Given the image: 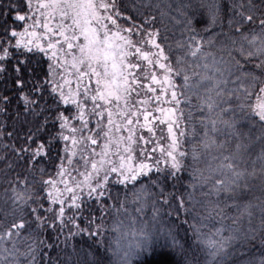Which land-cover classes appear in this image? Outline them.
Here are the masks:
<instances>
[{
    "label": "snow or ice",
    "instance_id": "6c2138e0",
    "mask_svg": "<svg viewBox=\"0 0 264 264\" xmlns=\"http://www.w3.org/2000/svg\"><path fill=\"white\" fill-rule=\"evenodd\" d=\"M175 2L179 18L168 11L173 8V0H0V72L7 71L6 62L16 59L15 84L25 100V115L31 116V121H25L31 126L22 146L4 145L5 149L11 147L17 163L29 166L27 174L17 176L21 188L29 186L28 177H35L36 171L44 177L46 169L41 165L45 157L51 156L55 143L63 141L64 145V156H57L61 160L56 172L60 180L51 175L42 178L41 195L35 201L23 193L14 195V204L29 208L31 219H20L0 231V264H21V257L29 256L28 264H37L38 245L56 252L55 260L48 258L49 264H57L61 257L62 264H113L108 252L112 258L119 256L120 264H133L143 251L159 254L154 264H195L190 256L188 229H184V236L177 231L188 220L165 227L162 218L175 211L179 219L182 210L195 221L189 228L196 235L200 233L198 224L227 219L225 210L229 207L242 209L241 216L249 218L248 226L232 227L227 236L222 234L223 226L217 228L219 239L206 241L212 249L211 257H219L220 264L229 256L235 257L237 264H264V13H259L257 24L254 17L259 6L253 0H233L225 31L221 0ZM154 11L159 12L162 28L156 27ZM57 14L62 22L52 29L47 21ZM166 19L172 27L180 26L175 47L168 42L171 28L164 23ZM66 20L71 23H64ZM248 24L254 26L251 34L242 31ZM196 25L202 27L197 29ZM37 26L50 33L47 48L36 44L39 53L49 58L47 70L38 67L44 60L32 65L37 53L30 45L35 41L26 39L37 36L36 31H30ZM81 36L86 43H78ZM221 36L225 39L219 40ZM65 45L69 52L78 49L80 53L71 57L70 67L78 78L75 91L71 87L65 90L71 81L62 75L64 65L58 55ZM21 48L26 51H18ZM93 78L95 88L90 89ZM29 82L30 90L24 94ZM142 95L152 97L147 103L153 106L161 105L163 96L164 103L171 106H160L155 112L136 108L133 97ZM2 100L9 102L8 97ZM181 105L188 108L187 119ZM196 112L202 115L189 131V121ZM141 117L142 128L149 133L154 131V120L166 126L171 143L160 149L162 159L153 148L151 155L144 151L137 165L129 161L134 159L132 125L140 124ZM181 120H185L184 130L178 131ZM197 124L202 131H197ZM124 126L128 135L115 138ZM50 128L57 129L55 135ZM66 131L68 134H64ZM0 135L11 139L13 134L0 129ZM180 137H184L183 142ZM101 138L103 144L99 143ZM121 143L125 145L122 150ZM149 143L144 140L145 145ZM255 144L260 145V151L249 165L246 154ZM77 152L84 161V171L74 168V178L64 164L70 163ZM7 160V155L0 157V162ZM182 173L189 176V190L177 196L168 189L182 183ZM245 196L252 199L244 200ZM129 202L137 205L136 212L141 216L150 205L152 214L150 219H142L138 233L133 231L134 242L126 249L117 244L113 251L112 242L105 245L110 232L126 228V220L137 223L136 217L125 215ZM253 208L260 213L255 226ZM33 224L36 238L27 252L20 253L15 238ZM43 233H49L52 243L39 239ZM253 242L260 245L256 251L252 250Z\"/></svg>",
    "mask_w": 264,
    "mask_h": 264
},
{
    "label": "trees",
    "instance_id": "16d2710c",
    "mask_svg": "<svg viewBox=\"0 0 264 264\" xmlns=\"http://www.w3.org/2000/svg\"><path fill=\"white\" fill-rule=\"evenodd\" d=\"M233 0H221V7H222V12H221V19L224 23V30L227 31V20L229 18V9L232 6ZM247 2V0H245ZM253 3L258 5V15L254 17L256 19L257 24L259 21V18L261 16L259 13H264V0H253ZM177 7V4L175 0H173V8L172 10H168L171 15L177 16L179 18V14L174 10ZM128 14H134V13H128ZM152 14L157 16V25L156 27L162 28V25L159 20V12L154 11ZM11 23V21H9ZM29 24L32 23L30 20L28 22ZM44 23L43 20L40 21V24L42 25ZM49 24V27L52 29L56 28L55 21L53 19H50L47 21ZM165 24H168L169 28H171V32H169V43L175 47V41L180 38V26L177 25L175 27H172V24L169 20L164 21ZM94 26V25H93ZM127 27V26H125ZM197 29H200L202 25H196ZM253 25L248 24L245 25V27L242 29V31H247L251 34L250 30L253 29ZM18 31L20 29H17ZM30 31H36L37 36L36 37H31L28 36L26 39L28 40H33L35 41L34 44H31L30 46L33 48V50L37 53L33 57L32 65L37 66V61L44 60L45 62L42 65H39L38 67H42L45 70H47L49 58L46 56H43V54L39 53V50L36 48V44H40L41 46L47 48V42L50 39V33L45 30L41 26H37L35 29H30ZM216 31H220L219 28L216 29ZM256 32H259V28H255ZM174 33V35H173ZM235 34V33H233ZM21 39H25V37H21ZM225 39L223 36L219 37V40ZM218 40V43H219ZM53 43H55V40H52ZM62 42V38H61ZM12 43H15V40L12 41ZM211 51H215V49H209ZM18 51H26V49L21 48ZM65 52H68L67 57H65ZM51 53H49V56ZM61 64L64 65L62 75L64 76L65 79L71 81L70 85L65 86V90L67 91L69 87L73 91H75L77 87V77L73 75V69L70 67L72 63V55L79 56V52H69L67 50V46L65 45L62 50L59 51L58 53ZM173 57H175L176 53L173 52ZM23 59V57H21ZM65 61L67 63L65 64ZM51 63L54 65L56 64L55 60H51ZM16 66V59L13 58L10 60V62L5 63V67L7 68V71L0 72V129L3 130V132L8 133L11 132L12 138L7 139L3 135H0V157H3L5 155L8 156V160L5 162H0V231H3L5 228L9 227L12 223H15L19 221L20 219H31V216L28 214L30 212V209L25 207V208H20L18 205L14 204L13 202V197L16 194L23 193L24 196L30 197L31 201H35L37 196L41 195L39 192L40 184L39 181L43 179H47L49 175L52 176V178L56 181L60 180V177L56 174L57 168L59 167L61 160L57 158L58 153L60 157L64 156V151H63V141L55 143V146L53 147V151L51 153L50 157H45V162L42 163V167L46 169V174L44 177L40 176V173L38 171L35 172V177L32 175H29V181L30 184L27 188H21V186L17 183V176L21 172H25L27 174L26 169L29 167L28 165H24L22 163H17V156L15 153L11 152V147L5 149L4 145H9L12 146L14 145L16 148H20L23 144V137L27 133L28 128L31 126V123H26V119L28 121H31V116L25 115L24 112V105H25V100L22 98V93L21 90L17 88L15 84V77L16 73L14 72V67ZM149 68L151 66H148ZM156 72H159V69L157 68L155 70ZM162 78V77H161ZM25 79H29V77L25 76ZM56 79H60L59 76L56 77ZM87 80V78H85ZM63 83V81H61ZM179 83V81H177ZM147 84L148 82H145V90L147 89ZM84 86V81H81V90H83ZM31 87V82H29L28 86H26L23 89V93L27 94L30 90ZM159 87V85H157ZM89 88H95V80L91 81L89 84ZM155 94H153L154 97ZM3 97H8L9 102L4 103L2 98ZM35 99V97H32ZM152 97H149L147 95H142L140 97H133L134 101H137L136 103V108H143L147 107L150 111L155 112L156 109L160 106H165V107H170L171 104H165L164 100L165 98L161 96V105H156L153 106L150 103H147L149 99ZM181 99H183L181 97ZM140 100H144L145 104L141 105L139 103ZM256 98L253 96L252 98V103L255 104ZM197 101L195 97H193V104H196ZM89 108H91V105H88ZM183 111L185 112V119H187V112L188 108L187 106L181 105ZM136 109L134 108L133 111ZM202 113L196 112L192 118L191 121H189V131L191 130L192 123H195L200 119V116ZM114 119L116 117L114 116ZM142 121V117L141 120ZM71 123V122H70ZM94 123V122H93ZM107 121L105 119V125ZM119 123V121H117ZM184 123L185 120H181L179 124V129L178 131H183L184 130ZM154 124V132L149 133L146 129H142L141 134H140V126L139 124L133 123L132 128L134 130V143H133V148L134 151L132 153L134 159L130 163L134 164H139V162L144 158V151L146 150L149 155L152 154L151 150L153 148L156 149L155 155L157 157H161L160 155V149L161 148H168L171 143V137L167 133V128L164 125H161L160 123H156L155 120L153 121ZM153 124L151 125L153 127ZM197 131H202L200 126L197 124ZM127 126H124L123 131H118L119 135H122L125 137L128 134V130L126 129ZM49 131L55 135L57 129H52L50 128ZM64 134H68L67 131ZM143 137V140H139V137ZM167 137V138H165ZM181 141L183 142L184 137H180ZM138 140V143L135 141ZM144 140L150 141L149 144L145 145ZM163 141V143H161ZM100 144H102V138L99 141ZM124 144L122 149L124 148ZM234 148V143L232 145ZM99 149V147L96 148V151ZM72 151H75V149H72ZM260 151V145L255 144L253 145L250 149L249 152L246 154V159H249V165H250V160L254 159L255 156L259 153ZM87 155V153H85ZM147 162V161H145ZM12 164V168L8 167V164ZM64 167L72 173L73 177L75 178V173L72 172V170L79 169L81 172L84 171V161L80 159V154L79 152L76 153V156L71 160L69 163L68 161H65ZM90 167V165H89ZM250 170V169H249ZM183 176V181L180 185L177 186L176 189L169 188L168 191H174L176 192L177 196L186 193L189 189H187L186 185L189 180V176L187 173H182ZM20 179H23V176H20ZM65 179H67L65 177ZM114 191V190H113ZM67 195V193H65ZM256 195H259V193H256ZM197 198H199V192L196 193ZM185 200L187 201V197L185 195ZM244 200H250L252 199L251 196H245L243 198ZM111 203V201H109ZM32 207H35V204L31 205ZM47 207V205H45ZM126 207L128 208V213L125 215H131L137 218V220H142V219H150L152 210L151 206L149 205L147 208L144 209V215L141 216L136 212V204L133 203H127ZM241 210L235 207H229L225 210V215L227 219L224 221H220L219 218L204 221L202 224H198L197 226L200 227V233L194 235L193 231L191 228H189V224L195 223L193 221L192 217L190 215H186L182 210L178 213L179 219H177V213L175 211L172 212L171 215H166L162 218L163 224L165 227H172L174 224H179L183 220H188L187 224L183 225L182 229H177L179 234L181 236H184V229H188L187 232V239L190 245H192V248L190 249V256L191 258L194 259L195 264H220V258L218 257L217 259L213 260V258L210 255V252L212 249H210L206 243L208 239H213V240H218L219 238L215 235V230L217 228H220L223 226L225 229L224 232L222 233L224 236L229 235L228 229L232 227H240V228H247L248 226V220L249 218L247 215L241 216ZM167 211V210H166ZM253 212V217H252V223L253 226H255L260 217L259 210L257 208L251 209ZM236 221L234 224L233 221ZM129 222H131L129 220ZM109 223H111V218H109ZM160 225H157V228H159ZM35 228V225H31L30 227H26L24 230L21 231L20 236L15 238L16 246L19 249L20 253L27 252L30 246H32L33 240L36 238V233L32 231V229ZM114 233L109 234V238L106 239L105 245H107L111 242V236ZM39 239L44 240L46 243H52V239H49V233H43L39 235ZM61 239H63V236H61ZM77 240L79 237L76 238ZM238 245H235L234 247H237ZM8 247L11 248V242L8 243ZM63 247V245H61ZM39 251L37 253V264H49L48 258H51L53 260L56 259V252L51 251L50 249L46 247L39 246ZM260 248V245L258 242H253L252 250L256 251ZM229 253L232 251V248L228 249ZM47 257V258H46ZM107 257L109 260L112 259L111 252H108ZM31 259V256L27 257L25 259L24 257H21V264H28V260ZM159 259V254L155 251L153 252H148V251H143L140 252L134 259H133V264H154L155 261ZM63 258L59 261H57V264H62ZM224 264H237L236 258L229 256L227 259L224 260Z\"/></svg>",
    "mask_w": 264,
    "mask_h": 264
},
{
    "label": "clouds",
    "instance_id": "9594fccd",
    "mask_svg": "<svg viewBox=\"0 0 264 264\" xmlns=\"http://www.w3.org/2000/svg\"><path fill=\"white\" fill-rule=\"evenodd\" d=\"M126 228H122L119 232H113L114 234L111 236L112 249L116 251V245L119 244L121 249H126L130 242H134L133 231L135 230L137 233L140 228L143 226L142 220H137V223L133 225L128 220L125 221ZM152 224L149 222L148 228L151 229ZM113 264H120L119 256H113L112 258Z\"/></svg>",
    "mask_w": 264,
    "mask_h": 264
},
{
    "label": "rangeland",
    "instance_id": "374dc122",
    "mask_svg": "<svg viewBox=\"0 0 264 264\" xmlns=\"http://www.w3.org/2000/svg\"><path fill=\"white\" fill-rule=\"evenodd\" d=\"M53 21H55V25H56V27L58 26L59 23L62 22V21H60V18H59V15H58V14L56 15L55 19H53ZM63 22H64V23H68V24L71 23L70 20H66V21H63ZM78 43H80V44H84V43H86V42L83 40V37L81 36L80 39H79V41H78ZM76 51L79 52L78 49H77ZM139 125H141V126H140L141 128H140V130H139V131H140V134H141L142 129H144V128H142V125H143V119H142V121H140V124H139ZM151 125H152V124H150L149 127H152ZM126 129H127V128H126ZM153 132H154V131H153ZM127 135H128V134H127ZM127 135H126V136H127ZM126 136H125V137H126ZM119 137H123V136H122V135H119L118 133H117V134L115 133V138H119ZM102 144H103V139H102ZM119 147H120V149L122 150L123 143H121ZM99 151H100V148L97 150V152H99ZM115 151H116V149L114 148V149H113V152H115ZM121 154H123L122 151H121ZM109 159H118V158L115 157V156H110ZM130 162H131V161H129V163H130Z\"/></svg>",
    "mask_w": 264,
    "mask_h": 264
}]
</instances>
